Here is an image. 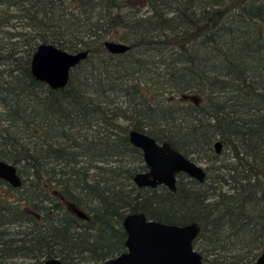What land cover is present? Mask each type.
<instances>
[{
  "label": "trees",
  "instance_id": "1",
  "mask_svg": "<svg viewBox=\"0 0 264 264\" xmlns=\"http://www.w3.org/2000/svg\"><path fill=\"white\" fill-rule=\"evenodd\" d=\"M105 41L130 49L113 55ZM40 44L89 51L64 89L32 78ZM131 130L204 161V182L179 174L175 192L137 188L145 166ZM0 161L22 179L16 189L0 180V263L101 264L124 251L125 216L143 213L198 224L203 264H255L264 0H0Z\"/></svg>",
  "mask_w": 264,
  "mask_h": 264
},
{
  "label": "water",
  "instance_id": "2",
  "mask_svg": "<svg viewBox=\"0 0 264 264\" xmlns=\"http://www.w3.org/2000/svg\"><path fill=\"white\" fill-rule=\"evenodd\" d=\"M104 47L113 55L124 54L130 49L124 43L113 41H105ZM88 56L87 50L71 53L52 44H40L31 57L30 74L51 90H61L68 85L71 71ZM128 137L130 144L141 151L146 169L133 178L137 188L155 189L163 186L175 192L179 174L199 183L204 182L205 168L177 152L169 143H158L145 133L134 130L129 132ZM214 149L217 154L221 153L220 141L214 144ZM0 180L14 189L22 185L17 168L5 161H0ZM262 197L264 200V193ZM72 210L80 218L87 217L75 208ZM122 227L126 234V251L103 264H202L201 255L193 249V242L200 230L196 223L171 225L148 220L143 213H133L125 216ZM39 264L63 263L53 258ZM256 264H264V246Z\"/></svg>",
  "mask_w": 264,
  "mask_h": 264
},
{
  "label": "rangeland",
  "instance_id": "3",
  "mask_svg": "<svg viewBox=\"0 0 264 264\" xmlns=\"http://www.w3.org/2000/svg\"><path fill=\"white\" fill-rule=\"evenodd\" d=\"M136 1L138 2L139 0H128V2L132 3V4H134ZM142 10H145V8L143 7ZM194 162L203 168H205L207 166V164L204 161H196L195 160ZM0 193H1V191H0ZM5 195L9 198H12V196L9 194H5ZM34 262L35 261L32 259L18 257V258H14L10 261H7V264H34ZM79 264H96V263H92V262H89L86 260H81V261H79Z\"/></svg>",
  "mask_w": 264,
  "mask_h": 264
},
{
  "label": "flooded vegetation",
  "instance_id": "4",
  "mask_svg": "<svg viewBox=\"0 0 264 264\" xmlns=\"http://www.w3.org/2000/svg\"><path fill=\"white\" fill-rule=\"evenodd\" d=\"M146 169H144L142 172H144ZM141 173V172H140ZM186 176V175H185ZM159 187V186H158ZM73 211V210H72ZM74 212V211H73ZM75 213V212H74ZM76 215H77V213H76ZM78 216V215H77ZM79 217V216H78ZM80 218V217H79ZM81 219H86V218H81ZM179 226H183V225H179ZM124 230V229H123ZM125 232V231H124ZM126 241V240H125ZM124 246H125V243H124ZM194 249V248H193ZM195 250V249H194ZM126 251V248H124V251L123 252H121V253H119L118 255H115V256H113V257H111V258H108V259H106V260H109V259H114V258H116V257H118L120 254H122V253H124ZM197 252V251H196ZM198 253V252H197ZM202 257V256H201ZM258 258V257H257ZM106 260H104L101 264H103ZM202 264H203V258H202ZM255 264H256V261H255Z\"/></svg>",
  "mask_w": 264,
  "mask_h": 264
}]
</instances>
